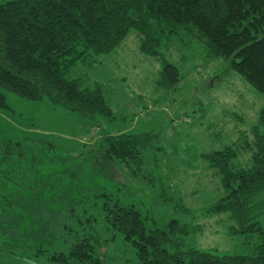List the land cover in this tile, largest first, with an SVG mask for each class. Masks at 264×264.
<instances>
[{"label": "trees", "instance_id": "trees-1", "mask_svg": "<svg viewBox=\"0 0 264 264\" xmlns=\"http://www.w3.org/2000/svg\"><path fill=\"white\" fill-rule=\"evenodd\" d=\"M131 31L139 36L142 54L162 60L165 89L174 87L180 74L162 56L163 48L174 38L195 34L208 44L212 58L227 60L264 96V0H11L0 5V109L8 108L12 95L48 101L89 121L113 118L102 88H84L69 73L81 62L112 53ZM251 135L252 141L206 153L203 160L224 191L206 213L229 214L230 235H257L252 254L185 247L183 238L198 229L182 199L155 174L153 158L163 150L160 131L106 134L96 159L106 169L125 168L130 186L150 192V208L171 209L177 217L158 221L140 209L142 202H127L105 187H79L72 203L52 216L46 213L42 228H31L29 238L21 233V241H34L31 252L49 264H264V107ZM241 148L249 153L242 166ZM14 151L10 144L0 147V181L12 177L3 173ZM18 186H0V193L15 190L0 198L26 209ZM21 216L0 210V222L5 221L0 235L6 227L14 234ZM18 247L0 249L17 254Z\"/></svg>", "mask_w": 264, "mask_h": 264}, {"label": "rangeland", "instance_id": "rangeland-1", "mask_svg": "<svg viewBox=\"0 0 264 264\" xmlns=\"http://www.w3.org/2000/svg\"><path fill=\"white\" fill-rule=\"evenodd\" d=\"M8 1L0 0V5ZM191 35L174 38L162 50L180 74L169 90L160 86L162 60L141 53L135 31L112 53L92 57L72 69L69 78L80 79L84 88H102L114 111L111 119L89 121L48 101L33 103L7 96L8 108L0 109V147L10 144L15 151L3 173L12 177H3L0 186L19 184L28 208L7 206L9 198H0V210L22 215L14 234L6 227L5 235H0V246L19 245V251L12 254L0 249V264H49L31 252L34 241H21V233L29 238L31 228L39 231L46 213L52 216L72 203L79 187H105L127 202H142L140 209L158 221L177 217L171 209L150 208V192L140 185L130 186L125 168L106 169L96 159L106 134L153 131L161 132L163 149L153 158L155 174L182 199L198 229L183 238L185 247L217 255L253 253L257 235H230L229 214L206 213L224 191L203 155L245 139L252 141L251 129L258 124L264 96L227 60L212 58L204 40ZM244 135L247 138L242 139ZM248 159V151L241 148L238 164ZM9 189L0 194L13 195L15 190ZM132 190L128 198L125 194ZM260 221L264 225V215Z\"/></svg>", "mask_w": 264, "mask_h": 264}]
</instances>
